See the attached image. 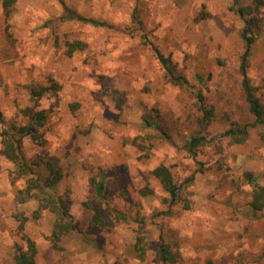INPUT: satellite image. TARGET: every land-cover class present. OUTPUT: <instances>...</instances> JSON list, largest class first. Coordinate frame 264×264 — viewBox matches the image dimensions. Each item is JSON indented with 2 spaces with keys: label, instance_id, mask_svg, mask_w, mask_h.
<instances>
[{
  "label": "rangeland",
  "instance_id": "obj_1",
  "mask_svg": "<svg viewBox=\"0 0 264 264\" xmlns=\"http://www.w3.org/2000/svg\"><path fill=\"white\" fill-rule=\"evenodd\" d=\"M67 9L103 25L69 19ZM246 30L255 37L248 76L261 94L264 6L257 11L253 0H18L9 17L0 3V110L25 126L31 88L52 79L60 86L40 101L47 123L23 149L30 161L41 155L61 166L57 188L77 228L55 244V214L36 200L17 202L26 179H15L0 138V264H13L29 240L36 264H160L162 234L179 246L181 264H264V210L252 209L248 180L264 185V125L250 127L243 143L226 135L234 123H253L242 75ZM67 42L83 48L69 55ZM155 49L190 87L170 81ZM200 93L215 111L206 130ZM156 117V128L145 122ZM203 134L209 143L193 157L187 143ZM160 165L191 209H169L152 175ZM93 180L104 181L103 198Z\"/></svg>",
  "mask_w": 264,
  "mask_h": 264
},
{
  "label": "trees",
  "instance_id": "obj_2",
  "mask_svg": "<svg viewBox=\"0 0 264 264\" xmlns=\"http://www.w3.org/2000/svg\"><path fill=\"white\" fill-rule=\"evenodd\" d=\"M253 1L257 11L264 6V0ZM17 2L18 0H0L5 17L11 15ZM238 13L242 18H245L246 13L244 9H239ZM67 15L69 19H76L94 25H103V23L96 20L77 15V13L71 9H67ZM247 33L248 30L243 34L246 52L243 57L242 75L243 88L249 105L248 110L253 117V123H234L233 128L230 129L226 135L232 138L236 143H243L248 140L250 127L264 125V92L259 94L248 76V58L251 54V48L255 41V37H248ZM67 47L69 55H73V53L83 48L79 42H67ZM155 51L166 74L170 77V81L181 87H190V83L185 76L176 74L172 59L166 57L158 49H155ZM262 89H264V83ZM59 90L60 86L58 83H54L53 79L49 85H36L31 88L30 101L32 105L23 110L24 115L28 118V123L25 126H18L16 123H7L3 112L0 110V124L2 125L0 138L3 155L15 165V179H26V186L17 192L16 200L18 203L36 200L41 210H49L55 214L56 220L52 232L55 244H58L64 236L72 234L77 230L68 219L69 203L65 197L59 193L57 188V185L64 178V172L57 161L47 160L44 156L37 155L33 161L28 160L23 148L26 139L29 138L37 141L40 137V130L47 123L48 115L46 111L38 109L40 101L48 95L57 94ZM199 102L203 115L198 119V124L202 130H206L215 117V111L213 108L207 107L202 93L199 94ZM158 121V117L153 121L150 119L145 120V122L153 128L158 126ZM262 137L264 139V135ZM208 143L209 141L204 134L192 136L187 143V151L193 157H197L198 149ZM152 175L160 181L163 188L168 193L167 203L171 211L176 207H180L184 210L191 209L190 203H188L187 200H183L181 188L176 184L169 167L160 165L152 171ZM248 180L254 189L253 199L250 205L255 214H257L264 210V185L261 183L262 179L254 178L251 174L248 175ZM93 184L96 187L98 197L103 198V192L105 190L104 181L93 180ZM168 214H172V212L168 211ZM93 221L101 227L105 225V221L98 213L94 215ZM178 247H176L174 243L172 244L168 241L166 236L162 234L158 245V258L160 264H181L182 254ZM136 250L139 257L144 259L146 256L145 243L139 238L137 240ZM36 257V245L33 241L29 240L27 249L19 247L15 251L13 264H36Z\"/></svg>",
  "mask_w": 264,
  "mask_h": 264
}]
</instances>
